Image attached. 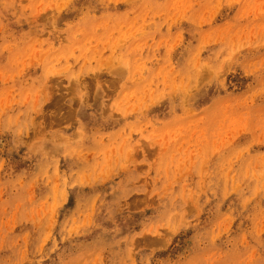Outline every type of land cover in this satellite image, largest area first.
I'll return each instance as SVG.
<instances>
[{
	"label": "rangeland",
	"instance_id": "rangeland-1",
	"mask_svg": "<svg viewBox=\"0 0 264 264\" xmlns=\"http://www.w3.org/2000/svg\"><path fill=\"white\" fill-rule=\"evenodd\" d=\"M0 264H264V0H0Z\"/></svg>",
	"mask_w": 264,
	"mask_h": 264
}]
</instances>
